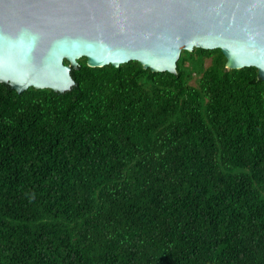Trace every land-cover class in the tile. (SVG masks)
Returning a JSON list of instances; mask_svg holds the SVG:
<instances>
[{
  "label": "trees",
  "instance_id": "1",
  "mask_svg": "<svg viewBox=\"0 0 264 264\" xmlns=\"http://www.w3.org/2000/svg\"><path fill=\"white\" fill-rule=\"evenodd\" d=\"M225 62L0 83V264H264V81Z\"/></svg>",
  "mask_w": 264,
  "mask_h": 264
},
{
  "label": "water",
  "instance_id": "2",
  "mask_svg": "<svg viewBox=\"0 0 264 264\" xmlns=\"http://www.w3.org/2000/svg\"><path fill=\"white\" fill-rule=\"evenodd\" d=\"M195 48L264 81V0H0V83L17 93L69 91L81 58L176 74Z\"/></svg>",
  "mask_w": 264,
  "mask_h": 264
},
{
  "label": "rangeland",
  "instance_id": "3",
  "mask_svg": "<svg viewBox=\"0 0 264 264\" xmlns=\"http://www.w3.org/2000/svg\"><path fill=\"white\" fill-rule=\"evenodd\" d=\"M208 64H209V60L207 59V60L205 61V66H208ZM191 84H194V80L191 81Z\"/></svg>",
  "mask_w": 264,
  "mask_h": 264
}]
</instances>
